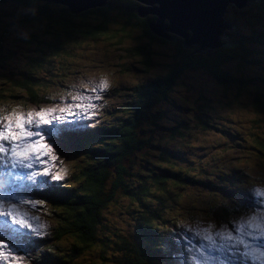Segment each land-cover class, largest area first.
Returning <instances> with one entry per match:
<instances>
[{"label":"trees","instance_id":"1","mask_svg":"<svg viewBox=\"0 0 264 264\" xmlns=\"http://www.w3.org/2000/svg\"><path fill=\"white\" fill-rule=\"evenodd\" d=\"M38 1L36 6L35 0H0V64H14L22 58L16 70L0 73V108L20 102H51L43 89L57 88L56 64L53 63L67 53L71 43L104 42L101 56L113 60L111 65L115 69L110 73L132 71L136 78L118 79L116 84L108 82L110 99H101L105 104L101 108L104 115L101 122L87 134L86 140L81 137L75 147H64L62 157L73 164L74 169L67 172L62 183L53 180L47 184L53 191L57 189V193L59 189L65 190L67 195L51 199V207L46 212L53 221L52 234L46 238L50 247L42 250L41 257L33 258L32 264H96L95 260L82 263L79 258L84 252L90 255L100 252L99 258L104 259L111 248L120 251V258L116 260L119 264H161L150 249H165L160 239L165 236V230L158 229L156 224L174 221L170 213L165 212V199L171 196L174 202L178 194L194 195L200 203L213 204L208 207L211 216L225 217L229 205L236 201L237 194L231 188L239 173L226 177L215 170L213 181L208 179L200 184L191 172V167L197 170L192 160L199 159V150L182 145V140L190 133L186 119H177L169 127L167 124L171 136L166 139L157 137L150 127L158 125L166 114L174 118L175 114L183 113L184 99L175 105L178 113L172 111L174 115L170 116L171 110L160 109L159 105L170 102L171 94L175 93L173 85L182 74L200 70L210 75L216 84L207 90L203 103L212 105L214 102L222 108L210 111L208 105L194 109L186 105V109L201 111L196 117L197 123L202 129L213 130L217 140L224 143L225 151L230 152L238 145L245 148L240 137L244 132L231 127L234 119H239L238 115L246 113L242 115L245 121H241L247 124L246 128L264 130V89L259 87L264 86V0L247 5L256 7L251 14L241 15L240 11H246V6L233 7L236 14L232 16L231 11L228 19L237 24V28L228 33L238 44L231 48L219 47L210 58L196 53L192 47H183L182 37L170 42L154 34L149 23H155L156 17L152 14L140 17L135 12L140 5L135 0H108L107 6H95L79 13L62 6L56 14L51 10L54 3ZM24 25L28 26L27 30L22 29ZM9 29L35 33L29 32L27 39L19 36L17 45L13 37H8ZM130 34L137 40L126 41L131 38ZM45 35L50 37L48 42L43 39ZM104 38L111 40L110 45ZM125 42L131 45H121ZM168 42L181 49L172 56L173 62L167 64L171 71L148 77V72L157 67L153 48ZM105 46L112 50H106ZM47 49L51 57L46 54ZM23 56H27L26 59ZM90 56L94 57L95 53L91 52ZM232 58H236L243 69L259 67L250 77L253 88L246 89L249 80L242 78L241 73L230 71ZM82 72L84 70L74 69L68 78ZM179 82L185 87L184 82ZM67 83L64 81L60 88ZM222 92L221 99L218 93ZM181 126H185V134ZM162 131L167 134L166 127ZM254 142L260 157H264V133H257ZM177 145L179 147L174 149ZM182 153L194 154L185 160L181 158ZM202 186L208 188L206 194H200ZM125 199L128 203L123 202ZM118 214L132 218L129 235L113 230L118 227L113 221ZM153 236L157 237L156 241Z\"/></svg>","mask_w":264,"mask_h":264},{"label":"rangeland","instance_id":"2","mask_svg":"<svg viewBox=\"0 0 264 264\" xmlns=\"http://www.w3.org/2000/svg\"><path fill=\"white\" fill-rule=\"evenodd\" d=\"M35 1H36L35 5L36 6L39 5L40 1L38 0H35ZM53 6L54 7L52 8L50 7V8L53 14H56L60 12L59 8H62V6H65V5L54 3ZM233 7L234 6L231 5L228 8V11L225 13V18L229 24L231 23L228 19V15H230V12L233 11L231 14L232 16L236 14ZM255 8L256 7L254 6H250V7L246 6L247 10L244 12L240 11V13L241 15H245L247 13L251 14L255 11ZM39 19L42 20V24H43L44 23L43 17L41 18L40 16ZM164 23L166 24V22ZM42 24H41V27H43ZM233 26L237 28V24H233ZM27 27L28 26L24 25L22 29L27 30ZM188 31L189 29H187V33ZM22 32H26V33L31 32L33 34L35 33L33 31H24V30L15 32L9 29V32L7 34H8V37H13L15 39L14 43H17V45H19L20 41L18 39L16 40V38H18L19 36H22L21 35ZM226 32H228L227 29H226ZM167 33L170 35L172 34L168 31ZM188 34L189 36H191L192 32L189 31ZM130 35H131V38L126 39V41L130 42L129 40H132V39L137 40L134 38L133 34H130ZM180 37L181 36L174 33V38L180 39ZM43 39L48 42L50 37L48 35H45ZM74 39L75 38H73L72 41ZM106 40H107L105 41L106 44H109V41H111L109 39H106ZM128 42H125L121 45H124V46L131 45ZM170 42H168V44H163L161 46H155L153 48L154 50L153 57L157 63V67H154L151 70V73L148 72L149 74L148 77H150V75H157V74L161 75L165 72L169 73L171 71L170 67H168L167 64H170L171 62H173L172 56L178 53L179 50L181 49L175 46L169 45ZM104 44L105 43L102 41H95V40L81 41V43H77V44L71 43L68 48L67 53L61 54V56L57 57L53 63V64H56V68H54L56 72V74L54 75V81L57 84V89H60V84H62L64 81H67L69 79L68 75L72 70L80 69V70L91 72L92 69L90 68L94 66H96V68L94 69V72H101V74L113 75L117 79H121V80L135 79L136 76L132 71H126L123 74L120 72L110 73L112 69H114V67L111 65L112 62L108 58L101 56V49H103ZM104 48L108 51L112 50V48L108 46H105ZM91 52L95 53L94 57L90 56ZM46 54H48V56L51 57L48 49L46 50ZM260 54L262 55V50ZM26 57L27 56H23V59H26ZM15 62L16 63L14 64H3V65L0 64V70H1L0 73L2 71L8 72V71L16 70L19 67V65L22 64V58L20 60H15ZM100 64H101V67L98 66ZM105 64H110V65L109 67H107ZM257 64L258 63L254 65H257ZM229 65H230V71L232 73H236V74L241 73L240 76L242 78L249 80L245 86L246 89L253 88V84H252L250 77L252 76V73H254L255 71L259 69V67H246L245 66L243 69V66H240V64H238V61L236 58L230 59ZM169 69L170 71H167ZM179 81L184 82L185 87L182 86ZM213 86H216V84L213 81L212 77L203 71L192 70V71L185 73L184 75L182 74L179 77V80H176L175 84L173 85L175 93L173 92L171 94L170 102L160 104L159 108L160 109L161 108L170 109L171 114H168V116L174 115L173 112L178 113V108H176L177 104L178 103L181 104L182 99H184L183 103L185 104V106L183 109V113H181L180 115L175 114L174 118L167 117V114H166V117L161 119L158 125H153V127H150V128L152 129L153 133H156L155 135L157 137L159 136V137H163L166 139L169 136H171V133L168 132V127L171 126L174 122H176L177 119L185 118L187 122L186 125L190 127V133L188 134L186 138L182 140V145L184 148L189 147L193 149V151L196 149L199 150L198 151L199 154H197L199 159L192 160L197 164L195 166L197 170L194 167H191V172L195 174L194 176L195 178L200 180L199 181L200 184H202L204 181H207L208 179L213 181V176L216 175L215 170L221 171L223 175L226 177L230 176L231 174L239 173V175L242 178H244L246 182L248 183L249 189H251L255 193L256 188H264V158L260 157L259 153L257 152V150L259 149L256 145V142H254V139L257 133L259 132L264 133V130L253 131L251 129L246 128L247 124L241 122L242 120L245 121L242 115L246 113H242L238 115V118L241 120L234 119L235 123L232 124L233 126L231 127H233L238 132H242V133L244 132V134H241L240 137H241L242 144H245V148L242 149L240 148V145H238L237 146L238 148L237 147L233 149L231 148L232 151L230 152L225 151L224 146H223L224 143L217 140V137L214 134L215 132H213V130L212 132H209L206 129H202L199 123H197L196 117H199V115L201 114V111L200 112L198 110L189 111L186 109L188 108L186 107V105L192 106L193 109L208 105L210 107L209 108L210 111L215 110V109L219 110L220 108H222L221 105L214 103V102H212V105H209V102L207 103V105L206 103H203L204 102L203 98L207 96L206 95V93L208 92L207 90H210ZM259 87L264 89V86L259 85ZM43 90H46V88H44ZM222 94L223 92L218 93L221 99L224 97ZM214 97L215 95H211V98H214ZM83 103L87 104V102H83ZM19 105L22 106V104H19ZM65 105H68V104L48 105L44 109L58 108V107L65 106ZM11 107H12L11 112L13 110L17 111V108L15 106H11ZM27 108L29 109V111H34V109L31 107H27ZM235 111L237 110H233L232 112H235ZM53 117L54 115L51 114L48 118L53 119ZM167 118L169 122H167ZM186 122L184 121V123ZM167 124H168V127H167ZM163 127L167 128V132H166L167 134H164V132L162 131ZM184 128L185 126L184 127L181 126L180 130L184 131ZM185 133L186 131H184V134ZM184 134L182 135L184 136ZM179 140L180 139H177V141ZM177 147H179V145L175 146L174 149H176ZM182 154H180L182 155L181 158L187 160V158L190 157L194 153H190L187 155L184 153ZM141 155L142 154H139V156ZM201 178L206 179V180H202ZM212 183L213 182H211L210 184ZM210 184L204 183L203 185H210ZM199 192L200 194H206L208 192V188H205L202 186L200 187ZM257 199L260 200L259 197H257ZM127 201L128 200L125 199L123 202L125 203ZM165 202H166L165 212H168L170 208L171 215L173 217H176L180 222H188V225H194L200 230L205 229L206 231H216L219 229V227H216L211 223V219L209 218V215H210L208 213V207L210 206L209 203H200L195 198L194 195L178 194L175 196L174 202H173L172 197L168 196L165 199ZM149 205L151 206L150 203ZM238 206H240L241 210H243L242 208L244 207V205H238ZM186 213H190V214H186ZM250 214H255V213L251 212ZM242 215L243 217L246 218L245 214H242ZM41 220L43 221L42 218ZM192 221H196V222L193 223ZM221 223L223 224V227L221 228V230L229 229L227 228L228 224H226L225 220H221ZM117 224L119 226H122L124 223L117 222ZM44 245L46 246L48 245V243H44ZM81 258L85 260H89L90 255H88V252H85L83 256L81 255Z\"/></svg>","mask_w":264,"mask_h":264},{"label":"snow or ice","instance_id":"3","mask_svg":"<svg viewBox=\"0 0 264 264\" xmlns=\"http://www.w3.org/2000/svg\"><path fill=\"white\" fill-rule=\"evenodd\" d=\"M83 88L89 90L92 93H103L109 88V83L106 79H101L100 82L91 87L87 84L82 85ZM97 94L95 96H86L79 94L73 97L74 100H87L89 103H78L74 107L84 111L88 118L96 116L95 111L99 105L92 101H101L102 95ZM73 105L69 104L63 108H60L61 113H68L70 116L72 113ZM56 109H44L39 111H29L25 115L22 112L13 110L7 115L0 116V159L7 157L13 166L22 165L28 169H33L34 164L44 165L40 170H32L29 173L30 179H36L37 177L50 176L52 180L61 181L64 180L66 170L61 168L58 171L53 172L52 169L56 167L55 162L58 160L51 145L46 141V137L41 131L40 126L43 124H49L53 120H65L63 116H56L53 119L48 117ZM78 115V114H76ZM26 125L28 127H26ZM4 142H7L9 146H6ZM47 157L48 159H43ZM49 161L53 162L49 166ZM255 193L260 198L259 207H264V188H256ZM45 201H29L22 200L20 204H29L33 208L36 205H43ZM0 215L8 216L14 224L26 226L36 231L38 236H45L47 233L42 231L46 225L44 223H37L34 227L32 221H39V217L32 215L29 217L26 211L22 212L16 204H10L7 207L3 203H0ZM260 224L256 223L253 219H249L246 224L236 228V235L232 231H221L216 233V237H219V243L213 235L209 234L204 236V240L208 241V250L210 253L219 254L216 258L227 254L233 260L244 261L248 257L255 259V253L257 252L256 245L264 243V234L257 237L251 229H259ZM245 228L249 229L245 231ZM249 237L250 239H246ZM205 245L201 243L199 248L204 249ZM260 256L264 257V251L260 252ZM0 259L7 262V264H27V260L24 257L18 256L12 253L7 248L5 241L0 240ZM221 264H227V261L221 260Z\"/></svg>","mask_w":264,"mask_h":264},{"label":"water","instance_id":"4","mask_svg":"<svg viewBox=\"0 0 264 264\" xmlns=\"http://www.w3.org/2000/svg\"><path fill=\"white\" fill-rule=\"evenodd\" d=\"M67 6L72 13H79L95 6H107L108 0H46ZM140 6L135 12L142 18L148 14L156 17L149 23L151 31L165 39L176 42L174 33L183 38V47H192L196 53L212 57L219 47L231 48L238 44L230 38L226 29L233 30L225 13L232 5L243 8L259 0H135ZM166 22V24L164 23ZM187 29L192 32L189 36ZM172 33L171 35L167 33Z\"/></svg>","mask_w":264,"mask_h":264},{"label":"clouds","instance_id":"5","mask_svg":"<svg viewBox=\"0 0 264 264\" xmlns=\"http://www.w3.org/2000/svg\"><path fill=\"white\" fill-rule=\"evenodd\" d=\"M46 2H47V1H46ZM21 35H22V37H23L24 39L29 38V37H28V33H26V32H22ZM230 38H231V36H230Z\"/></svg>","mask_w":264,"mask_h":264},{"label":"bare ground","instance_id":"6","mask_svg":"<svg viewBox=\"0 0 264 264\" xmlns=\"http://www.w3.org/2000/svg\"><path fill=\"white\" fill-rule=\"evenodd\" d=\"M189 32V31H188ZM180 36V35H179ZM45 177H47V176H45Z\"/></svg>","mask_w":264,"mask_h":264}]
</instances>
